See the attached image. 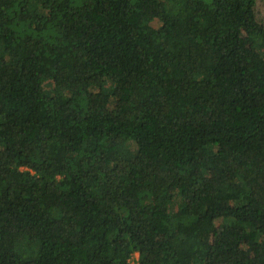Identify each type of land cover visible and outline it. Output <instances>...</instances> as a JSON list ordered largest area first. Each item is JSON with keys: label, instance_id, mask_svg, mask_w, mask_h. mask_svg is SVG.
Wrapping results in <instances>:
<instances>
[{"label": "trees", "instance_id": "trees-1", "mask_svg": "<svg viewBox=\"0 0 264 264\" xmlns=\"http://www.w3.org/2000/svg\"><path fill=\"white\" fill-rule=\"evenodd\" d=\"M256 1L0 0V264H264Z\"/></svg>", "mask_w": 264, "mask_h": 264}, {"label": "rangeland", "instance_id": "rangeland-1", "mask_svg": "<svg viewBox=\"0 0 264 264\" xmlns=\"http://www.w3.org/2000/svg\"><path fill=\"white\" fill-rule=\"evenodd\" d=\"M254 15L255 18L257 20V22L261 25L262 28H264V0H257L255 3V8H254ZM153 26L157 29V30H163L166 27V23L165 22H158V21H154ZM137 254L134 255V259H137ZM130 261V264H135L134 262Z\"/></svg>", "mask_w": 264, "mask_h": 264}]
</instances>
